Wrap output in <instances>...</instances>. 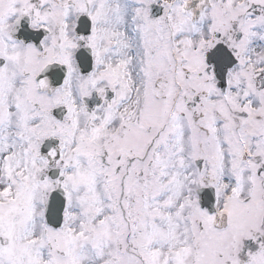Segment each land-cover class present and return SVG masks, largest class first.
Instances as JSON below:
<instances>
[{
    "label": "snow or ice",
    "instance_id": "snow-or-ice-1",
    "mask_svg": "<svg viewBox=\"0 0 264 264\" xmlns=\"http://www.w3.org/2000/svg\"><path fill=\"white\" fill-rule=\"evenodd\" d=\"M0 264H264V0H0Z\"/></svg>",
    "mask_w": 264,
    "mask_h": 264
}]
</instances>
